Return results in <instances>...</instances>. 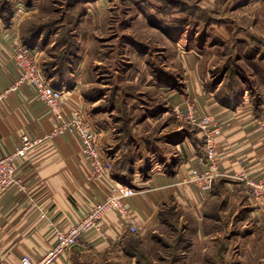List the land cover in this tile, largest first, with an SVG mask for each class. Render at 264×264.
<instances>
[{"label":"rangeland","instance_id":"374dc122","mask_svg":"<svg viewBox=\"0 0 264 264\" xmlns=\"http://www.w3.org/2000/svg\"><path fill=\"white\" fill-rule=\"evenodd\" d=\"M0 26L24 44L44 32L36 48L42 69L62 64L66 43L80 46L74 87L82 83L94 126L110 133L113 178L122 159L132 161L135 172L124 173L130 176L126 185L139 184L137 176L143 180L151 166L182 162L181 152L172 162L165 138L174 136L177 144L186 135L203 136L174 114L175 107L186 112L190 106L198 117L214 116L202 113L188 90L199 74L195 95L206 92L213 105H223L220 98L240 88L241 102L233 108H249L255 119L264 112V0H0ZM176 92L180 101L178 94L171 98ZM204 143L203 137L206 159ZM226 200L234 207L219 212L225 230L196 242L193 264H264V233L241 223L233 199ZM180 217L158 228L156 239L137 245L141 264L187 263L195 238L182 224L193 223L188 217L180 223ZM241 229L242 238H233Z\"/></svg>","mask_w":264,"mask_h":264},{"label":"crops","instance_id":"0c3cea01","mask_svg":"<svg viewBox=\"0 0 264 264\" xmlns=\"http://www.w3.org/2000/svg\"><path fill=\"white\" fill-rule=\"evenodd\" d=\"M19 40L17 34L0 26V95L20 78L21 71L14 61ZM201 79L199 74L188 90L200 101L202 113L214 115L225 128L218 139L217 165L222 177L208 192L192 184H183L181 181L193 169L199 172L208 169L203 154V137L199 132L186 135L177 144L173 141L174 136L169 141L165 138V150L173 155L172 162L180 152L182 162L163 165V168L151 166L150 174L143 180L140 173L137 176L141 180L137 184V194L125 203L139 232L131 233L127 220L112 211L96 229L88 232L52 264H141L136 247L129 241L136 238L139 245L149 243L157 238L158 228L176 218L177 214L181 216L180 223L182 219L193 223V227L182 224L184 230L195 238L191 241L186 263L193 264L196 242L204 237L209 239L217 230L226 228L219 224V212L233 206L226 197L230 201L233 199L241 223L254 226L255 233H264V206L257 204L250 187L240 178L242 175L251 180L264 178V128L261 126L264 112L255 119L249 108L229 109L213 105L214 98L210 94L195 95V90L201 91ZM81 84L79 82L73 91L64 92V112L79 111L94 125L93 118L86 111ZM177 94H172L171 98ZM176 100L180 101L179 94ZM55 125L56 118L38 99L34 87L22 85L0 102V156L11 154L23 136L44 137ZM109 134L100 133L97 146L101 153L108 151L111 155ZM171 141L172 150L169 148ZM141 173L146 174L143 170ZM17 175L21 184L0 193V257L9 264H20L25 255L35 262L41 261L57 244L55 232L84 218L105 198L111 186L108 180H89L91 167L82 155L80 140L71 135L58 137L33 149L26 160L19 162ZM242 234V229L235 231L233 238H242ZM133 248L136 253L131 254Z\"/></svg>","mask_w":264,"mask_h":264},{"label":"built area","instance_id":"2783aa9c","mask_svg":"<svg viewBox=\"0 0 264 264\" xmlns=\"http://www.w3.org/2000/svg\"><path fill=\"white\" fill-rule=\"evenodd\" d=\"M15 49L14 61L20 69L21 75L12 87L0 95V102L8 94L18 91L22 85L30 84L34 87L38 99L46 105L56 118V125L44 137L23 136L20 145L11 154L0 156V193L21 184L17 175L19 162L26 160L33 149L66 135L76 136L80 140L82 155L91 167L89 180L91 182L108 180L111 184L104 200L95 204L84 218L67 229H60L55 232L57 244L41 261L35 262L30 256L25 255L21 258L20 264H52L69 248L76 246L88 232L96 229L99 223L112 211L118 212L123 219L127 220L131 233H138L137 222L125 203L128 198L137 194V188L123 185L115 177L113 178L114 161L108 154L101 153L97 146V137L103 130L90 124L79 111H73L71 114L64 112V91L55 89L46 78L40 63L39 51L31 50L21 41L16 43ZM174 114L179 119L199 128L203 133L205 161L208 167L202 173L193 169L191 174L182 180V183L195 184L202 191L208 192L212 189L214 182L222 177L217 165V158L218 139L223 133V127L214 117H198L190 106L186 112L177 106L174 109ZM240 178L245 180L250 187L251 196L257 201V204L264 206V178L251 180L246 175H242ZM0 264L9 263L0 257Z\"/></svg>","mask_w":264,"mask_h":264},{"label":"trees","instance_id":"16d2710c","mask_svg":"<svg viewBox=\"0 0 264 264\" xmlns=\"http://www.w3.org/2000/svg\"><path fill=\"white\" fill-rule=\"evenodd\" d=\"M44 35V32H41L36 38H34L36 41L35 42H29L28 40H26L25 44L31 49V50H35L37 48V46L39 45V40L42 39V36ZM66 47V51L64 52V56H66L63 60V62H61L62 64L59 65H55L53 63H51L50 65L48 64L47 66L43 67L44 70V74L46 76V78L51 82V85L58 90L67 92V91H73L76 86L74 87L75 83L73 81V77L74 76V72L72 70V66H73V62L76 59L77 53L80 50V46H75V45H71L69 43H66L65 46ZM62 65V67H61ZM229 77V76H228ZM226 80V79H225ZM77 85V84H76ZM71 89V90H69ZM242 92L240 91V88H235V90L230 94V93H226L222 98H220V100L222 101L223 106L228 107V108H233L236 107L242 99L241 96ZM255 109L257 111H259V106H255ZM141 111V110H140ZM125 145V144H124ZM128 145L126 144V147ZM132 161L129 159H122L119 163V169L118 171L116 170V177L115 179L123 184L122 182L126 181L125 179H129L130 176L124 174V173H129V175L133 174L135 172L134 168H132L131 165ZM134 175V174H133ZM127 176V178H126ZM126 185V184H123ZM127 186H132V187H136L137 185H127ZM129 242H132V245L136 247V249L138 248L137 245H139V242L137 241L136 238H132ZM136 249L133 248V250H131V254L136 253ZM190 249V247H189ZM185 252V251H184ZM138 254V253H137ZM136 254V255H137ZM138 257V255H137Z\"/></svg>","mask_w":264,"mask_h":264}]
</instances>
